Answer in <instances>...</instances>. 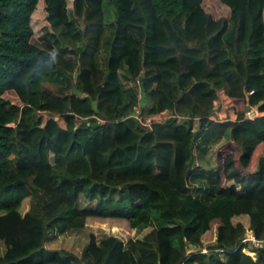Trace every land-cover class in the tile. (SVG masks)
<instances>
[{
	"label": "trees",
	"instance_id": "1",
	"mask_svg": "<svg viewBox=\"0 0 264 264\" xmlns=\"http://www.w3.org/2000/svg\"><path fill=\"white\" fill-rule=\"evenodd\" d=\"M138 93L175 116L140 123ZM89 220L120 235L46 246ZM248 229L264 238V0H0V264H264Z\"/></svg>",
	"mask_w": 264,
	"mask_h": 264
},
{
	"label": "rangeland",
	"instance_id": "2",
	"mask_svg": "<svg viewBox=\"0 0 264 264\" xmlns=\"http://www.w3.org/2000/svg\"><path fill=\"white\" fill-rule=\"evenodd\" d=\"M104 8L106 10L105 12V19L106 21L112 22L115 19V7L114 5L108 3V2H104ZM221 7L219 6H215L214 9L215 10H220ZM180 23L184 22V16H181L179 18ZM111 28V27H110ZM106 34H104V43H103V50L102 52V58H100V61H104L103 56H105V54L108 51V47H109V43L106 45V40L108 38H111L113 35V30L111 28V32H109V29L107 28L106 30ZM106 37V38H105ZM106 45V47H105ZM139 94V93H138ZM140 98V97H139ZM138 98V102L135 104L136 105H140L143 106L149 104V98L147 97L146 99H139ZM141 101V102H140ZM233 111V106H229V109ZM249 110L255 111L256 114H258L259 112L257 111L256 107L251 108ZM203 180V179H202ZM200 180H196L194 182H192V190L195 194H200V190L198 189V185H203L201 183L202 181ZM112 197L114 198H119V192H115L113 193ZM79 206H94L95 205V201L91 202L89 200H87L85 197L81 196L79 202H78ZM37 207H38V202H37V197L35 195H29L25 198H23L21 205H20V210L22 212H25L26 210H32V211H37ZM110 226L107 224H102V222H98V221H93V220H89L88 224L81 228V229H69L66 231H62V230H56L54 231V233H51L49 240L46 243V246L50 249H66L72 252H76L79 253L82 249V247L87 243L88 239H89V235L91 232H94L96 234V236L98 238H101L104 235L107 234H116V235H120L117 231L109 228ZM143 231H140L138 229L132 230V235L136 236L141 234ZM3 244L2 242H0V251H3Z\"/></svg>",
	"mask_w": 264,
	"mask_h": 264
},
{
	"label": "built area",
	"instance_id": "3",
	"mask_svg": "<svg viewBox=\"0 0 264 264\" xmlns=\"http://www.w3.org/2000/svg\"><path fill=\"white\" fill-rule=\"evenodd\" d=\"M136 82H139V77H136V79L131 82L132 85H134ZM141 96V94L139 93V97ZM163 112H165V110L158 112L159 116H144L143 113V108L140 105H136L133 107L132 112L130 113L129 116H132L134 118H136L137 120L140 121V123H143L145 125H151L154 121H163L165 119H167L168 117L171 116H175L174 114H172L170 111L165 112L164 114H162ZM252 110H248L247 113L249 115H254L252 114ZM161 114L163 115V117H161ZM240 243H250L252 245H254L256 248H260V247H264V238H258L255 231L253 229H248L246 230L244 236L241 239ZM244 251L247 252L248 254H251L253 256L256 257V253L253 250L248 249L247 247L244 248Z\"/></svg>",
	"mask_w": 264,
	"mask_h": 264
},
{
	"label": "crops",
	"instance_id": "4",
	"mask_svg": "<svg viewBox=\"0 0 264 264\" xmlns=\"http://www.w3.org/2000/svg\"><path fill=\"white\" fill-rule=\"evenodd\" d=\"M107 28L109 29V32L108 33H110L111 32V28L109 27V26H106V28H105V34L107 33L106 32V30H107ZM106 38V37H105ZM102 56V55H101ZM102 58V57H101ZM103 59H104V56H103ZM100 64H101V66H105V60L104 61H100ZM138 98H139V94H138ZM168 110H165V112H167ZM165 112H163L162 114H164ZM161 114V117H163V115ZM256 114V113H255ZM259 114V113H258ZM152 116H159V113H154V114H151ZM231 117H233V116H231Z\"/></svg>",
	"mask_w": 264,
	"mask_h": 264
},
{
	"label": "water",
	"instance_id": "5",
	"mask_svg": "<svg viewBox=\"0 0 264 264\" xmlns=\"http://www.w3.org/2000/svg\"><path fill=\"white\" fill-rule=\"evenodd\" d=\"M107 78H108V73L105 74V76H104V81H106ZM252 114H255V111H253Z\"/></svg>",
	"mask_w": 264,
	"mask_h": 264
}]
</instances>
